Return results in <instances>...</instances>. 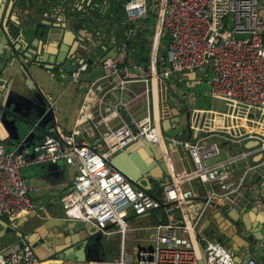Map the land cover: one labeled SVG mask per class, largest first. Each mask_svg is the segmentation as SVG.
Listing matches in <instances>:
<instances>
[{
	"label": "built area",
	"instance_id": "obj_1",
	"mask_svg": "<svg viewBox=\"0 0 264 264\" xmlns=\"http://www.w3.org/2000/svg\"><path fill=\"white\" fill-rule=\"evenodd\" d=\"M149 7L157 19L149 48L148 65L128 66L124 63L126 46H116V55L102 64L105 90L123 91L133 81L144 83L148 105L145 113L131 116L137 129L133 132L111 105L108 115L98 113L92 126L81 122L69 132L57 129L31 157L9 151L0 136V216L11 219L42 209L30 196L21 170L28 165L63 161L76 167L70 189L61 197L64 215L71 221L90 223L99 233L112 234L110 226L120 234V251L113 260H93L87 264H236L233 255L216 238L199 234L206 211L210 207L234 210L237 196L248 180L257 179L264 194V15L260 0H126L128 22L144 19ZM167 35L163 55H158L160 38ZM136 68L135 76L132 69ZM88 69L81 63L70 72L76 81ZM138 75H137V74ZM194 74L195 84L209 74L211 100L221 108L196 107L181 100L188 113L189 137L166 136L161 120L169 113L151 108L152 94L158 86L168 88L174 82L166 79ZM92 86L103 89L96 83ZM151 95V97H150ZM179 98V97H177ZM180 99V98H179ZM97 102H103V96ZM119 120L116 125L106 121ZM102 126L99 141L92 146L77 136L94 135ZM146 139L157 144L168 171V182L155 197L112 166L110 158L129 143ZM246 143H251L246 147ZM171 144V148L168 146ZM187 151L192 166L176 170L170 152ZM224 152L225 158L209 163ZM195 181L199 191L184 187ZM202 198V199H200ZM200 199L199 206L192 201ZM161 209L164 219L153 226L155 247L143 246L126 251L125 218L131 211L140 216ZM264 249V239L259 242ZM0 264H42L30 245L10 243L0 249ZM245 264H259L248 255Z\"/></svg>",
	"mask_w": 264,
	"mask_h": 264
},
{
	"label": "crops",
	"instance_id": "obj_2",
	"mask_svg": "<svg viewBox=\"0 0 264 264\" xmlns=\"http://www.w3.org/2000/svg\"><path fill=\"white\" fill-rule=\"evenodd\" d=\"M98 6L105 15L109 8L107 0H103L102 4H98L97 0H0V40L7 41L6 46L11 47L14 52V55L0 66V136L5 147L12 153L31 157L57 129L69 132L80 126L81 122L92 126L91 116L96 118L99 112L108 115L109 107L121 101L131 116L145 113L149 103L145 97L143 82H130L123 91L105 90V83L101 79L102 64L105 60L102 63L98 61L104 53L119 43L117 44L114 35L106 33L103 24H98L97 18L91 14ZM150 14L144 18L146 20L132 23L127 21L124 13V22L134 24L133 28L128 30L129 34L136 31L141 24L147 27ZM26 24L32 27L33 34L25 39L20 29ZM155 25L156 18L154 28ZM152 35L149 38L150 43ZM33 39H37L35 43L32 42ZM167 41V35L163 34L158 55L164 54ZM82 52L86 55H82ZM82 58H91L94 61L91 64L87 62L88 69L76 81H72L69 79L70 72L62 71L64 62L61 60L67 59L74 65ZM124 63L130 67L133 65L146 68L138 64L128 50ZM131 69L132 75L135 76L136 68ZM172 78L193 85L190 75L183 74L177 78L174 74ZM166 82L169 83L168 79ZM93 83L103 89L92 86ZM176 85L172 84L168 88L158 86L156 93L154 89L152 94L151 108L154 112L168 110L169 113L164 118L170 117L174 108L180 112L184 111L181 100H185L183 97L177 98L180 92ZM100 96H103L101 104L97 102ZM106 121L111 125L119 123L113 116H109ZM101 130L102 126L94 130V135L83 132L77 139L92 146H102V141H99ZM179 149L184 155L179 157L180 167L177 170L189 169L192 166L191 159L187 151ZM223 154L227 155L226 152ZM76 171L75 166L63 161L22 168L21 173L31 188V199L42 209L37 208L14 219L0 216L6 223L0 224V249L10 243L24 241L38 250L37 257L42 264L74 263L60 259L59 255L54 254L58 249L67 248L68 243L62 242L65 237L71 240L76 235L80 237L84 232H71L70 225L63 223V220L66 223L72 221L65 217L60 202L61 197L70 189ZM160 178L161 173L149 172L141 180L151 184L149 192L154 194L161 188L157 187ZM184 187L192 188L196 192L200 189L195 181L185 183ZM192 203L199 206L201 201L196 199ZM235 207L240 211L241 238L234 235L233 221L228 217L229 210L224 207H210L206 211L199 234L220 238L226 250L231 251L236 264H245L250 254L259 264H264V249L259 246V242L264 239V194L257 179L247 181L237 196ZM131 214L133 213L130 211L127 217ZM133 216L136 224L127 223L131 235L134 230L140 228L153 229V226L162 220V211L157 209ZM250 235L251 244L246 246L243 238Z\"/></svg>",
	"mask_w": 264,
	"mask_h": 264
},
{
	"label": "water",
	"instance_id": "obj_3",
	"mask_svg": "<svg viewBox=\"0 0 264 264\" xmlns=\"http://www.w3.org/2000/svg\"><path fill=\"white\" fill-rule=\"evenodd\" d=\"M21 35L23 38H28L30 35L33 34V29L29 25L21 26ZM37 39H33L32 42L35 43ZM7 41H4V39L0 40V66L2 62H6L10 57L14 55L13 50L11 47L6 46ZM84 50H87L86 47H83ZM82 55L85 54V52L81 53ZM86 55V54H85ZM84 55V56H85ZM116 55V45H114L111 49H109L106 53H104L100 59L99 63H102L107 58H113ZM61 56L58 57V60L60 62ZM4 60V61H3ZM64 62V66L62 67V71L64 73L72 72L77 68L78 65L81 63H92L94 60L91 58H82L79 60V62L75 63L74 65L71 64L69 60H61ZM190 77L193 79L194 74H190ZM194 84V83H193ZM117 109L122 116L123 120L126 122V124L131 128L133 132H136V128L134 124L131 121L130 114L125 109V107L122 104H118ZM161 128L163 131V134L166 136L171 137H177L180 139H187L189 137V125H188V113L185 111L180 112L178 109H173V114L170 117L164 118L161 120ZM251 143H246L245 146L249 147ZM171 148V144L168 145ZM145 157V159L142 157ZM110 164L114 166L116 169H118L120 172H122L128 179H130L135 189L142 188L144 190L149 191L152 186L151 184H146L145 180H141L142 177H146V174L149 172L155 173L159 172L162 175V178L158 179L160 183H158L157 187H162L165 183L168 182V171L166 168V165L162 159V154L159 146L157 144H154L146 139H141L138 141H134L132 143H129L126 145L123 149L115 153L109 160ZM144 174V176H143ZM202 199V198H200ZM228 217L230 220L233 221L232 223V231L234 235L241 238V225L239 221L240 217V211H237L236 209L230 210L228 212ZM244 219V218H243ZM63 223L67 226L70 225L71 232H78L79 230L84 231L80 237H72L71 240H68L67 237H65L62 242L68 243L67 248L58 249L57 253L54 255H59L60 259L70 260L74 262L73 264H87L90 261L88 260V243H89V237L99 233L98 229L95 227H92L90 223L85 222H79L72 221L69 223H66V221L63 220ZM0 224L5 225L6 223L0 219ZM34 230V229H33ZM259 233L262 235L261 231ZM2 233H0L1 235ZM77 240V242H76ZM79 240V241H78ZM220 242L222 240L218 238ZM245 241V245L248 246L251 244L252 236H248L243 238ZM61 243V242H60ZM75 247H74V245ZM31 248L34 250L36 255L38 254V250L34 248V246L31 245ZM76 248V249H75ZM231 252L230 250H228ZM233 253V252H232ZM88 261V262H87ZM55 264V263H50ZM198 264H204V259H200Z\"/></svg>",
	"mask_w": 264,
	"mask_h": 264
},
{
	"label": "rangeland",
	"instance_id": "obj_4",
	"mask_svg": "<svg viewBox=\"0 0 264 264\" xmlns=\"http://www.w3.org/2000/svg\"><path fill=\"white\" fill-rule=\"evenodd\" d=\"M260 9L261 13L264 15V0H260ZM156 12V10H155ZM157 14L155 18L157 19ZM139 23V22H137ZM141 28V27H140ZM142 29V28H141ZM139 30V29H138ZM154 32V29H153ZM136 31L131 33L135 35ZM153 34V33H152ZM211 75L209 74L205 79L200 80L198 83L193 85H188L186 82L178 81L172 77L168 78L169 83L174 82L180 92L179 98L183 97L185 100V104H189L191 106H204V107H211V108H221L223 104L221 102H217L215 100H211L208 96V92L210 90V83L209 80ZM176 93V92H175ZM177 96V93H176ZM182 149V148H181ZM184 153L178 148V150H172L170 152L171 160L175 169H179V157ZM226 154H221L217 158L209 159L208 162L212 163L216 160L225 158ZM126 224L134 222V216L131 214L129 217L125 218ZM79 222V221H76ZM128 226V225H127ZM113 231L112 234H101L97 233L89 237V243L87 247L88 251V260H113L118 257L120 251V241L121 237L120 234L116 232L117 228H111ZM154 232L153 229H142L134 230L132 235L130 234L131 231L128 228L125 234L124 246L127 252L132 253L133 247L143 246L146 249H151L155 247V242L152 240L151 236ZM88 262V261H87Z\"/></svg>",
	"mask_w": 264,
	"mask_h": 264
},
{
	"label": "trees",
	"instance_id": "obj_5",
	"mask_svg": "<svg viewBox=\"0 0 264 264\" xmlns=\"http://www.w3.org/2000/svg\"><path fill=\"white\" fill-rule=\"evenodd\" d=\"M125 1L126 0H107L109 8L105 15L103 14V11L100 10V6L95 7V9L91 11V14L97 18L98 24H103V27H105L104 30L107 34L114 35L117 44L119 43L118 45L124 44L126 46V51L128 50L131 53L132 57L137 60L138 64L146 67L149 60V38L153 33L156 13L151 11V8L149 7L148 13L151 14L148 17V19H150L148 26L146 27V25L141 24L136 29L135 35L129 34L128 30L130 31L134 24L124 22L125 10L123 5ZM97 2L98 4H102L103 0H97ZM152 195L160 197L161 188ZM161 219H164L163 213Z\"/></svg>",
	"mask_w": 264,
	"mask_h": 264
}]
</instances>
